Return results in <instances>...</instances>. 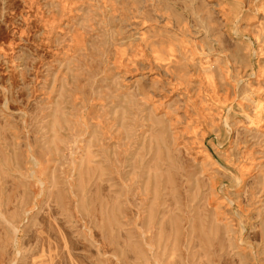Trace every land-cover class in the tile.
I'll return each instance as SVG.
<instances>
[{
    "label": "rangeland",
    "instance_id": "374dc122",
    "mask_svg": "<svg viewBox=\"0 0 264 264\" xmlns=\"http://www.w3.org/2000/svg\"><path fill=\"white\" fill-rule=\"evenodd\" d=\"M0 264H264V0H0Z\"/></svg>",
    "mask_w": 264,
    "mask_h": 264
}]
</instances>
